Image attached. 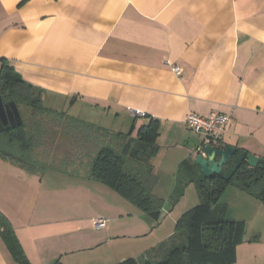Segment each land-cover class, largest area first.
Instances as JSON below:
<instances>
[{"label":"crops","instance_id":"obj_1","mask_svg":"<svg viewBox=\"0 0 264 264\" xmlns=\"http://www.w3.org/2000/svg\"><path fill=\"white\" fill-rule=\"evenodd\" d=\"M1 58L47 106L105 116L108 134L135 137L157 120L149 191L162 204L176 199L168 213L149 214L76 172L77 158L73 173L41 174L0 158V211L29 264L160 259L180 215L173 207L193 184L178 171L202 141L185 125L188 112L228 113L214 143L264 159V0H0ZM211 211L244 224L234 264H264V202L228 185ZM99 217L106 225L95 229ZM0 264H18L1 236Z\"/></svg>","mask_w":264,"mask_h":264},{"label":"trees","instance_id":"obj_2","mask_svg":"<svg viewBox=\"0 0 264 264\" xmlns=\"http://www.w3.org/2000/svg\"><path fill=\"white\" fill-rule=\"evenodd\" d=\"M0 94L6 101L13 100L17 106L22 104L29 108L33 118L55 112L42 105V91L24 81L12 64L3 58L0 59ZM19 112L22 123L0 132V158L15 160L29 169L39 160L52 161L46 152H39L42 148L38 147L40 143L42 146V135L35 129V122L28 126L21 111ZM109 135L113 137V141L108 143L94 145L92 140L93 151H90L88 144L91 137L84 138L83 148L78 147L82 150V157L87 153V158H90L86 176L115 190L140 210L155 214L162 206V201L149 191L152 168L148 159L155 154L157 148V120L150 118L142 124L135 137L121 133ZM73 140L78 142V139ZM238 153H241L240 150L236 151ZM74 158H77L75 154ZM186 165L179 169L178 177L194 184L200 201L177 217L174 235L169 239L170 244L165 254L156 260L147 255L148 259L144 264H234L236 246L243 241L244 224L219 217L211 208L219 204L228 185H235L264 202V159L253 167L242 163L229 180L223 179L221 174L204 177L194 161ZM180 190L181 194L183 187ZM174 203L176 199L173 198L171 204ZM0 236L14 261L29 264L8 218L1 211ZM52 264L62 263L56 261ZM118 264L138 263L129 258Z\"/></svg>","mask_w":264,"mask_h":264},{"label":"rangeland","instance_id":"obj_3","mask_svg":"<svg viewBox=\"0 0 264 264\" xmlns=\"http://www.w3.org/2000/svg\"><path fill=\"white\" fill-rule=\"evenodd\" d=\"M42 105L48 108L53 109L55 112H49L48 115H36V117L30 116V109L25 107L22 104L18 105L19 111H21L24 119L27 121L28 126L32 122H35V129L41 132V143L38 147H42L39 152H46L48 157L52 161L44 162L39 160L32 167V170H35L39 174L47 172V170H51L54 172H68L73 173L74 170L70 169V159H74V154L77 158L82 159L81 167L76 168V172L85 174L87 172V165L90 161V158H87V153L81 156L82 150L78 147H84V138H89L88 144L90 145V151H93L91 146V141L93 140V144L99 143H108L109 141H113V137H111L107 132L105 127L111 126L109 122H107V118L102 115H87L86 111L78 104H71L61 107V108H53L51 106H47L42 102ZM86 131L88 136H86ZM71 133H75L74 135H68ZM73 139H78V142ZM74 147H77L76 151L73 150ZM92 153V152H90ZM81 156V157H80ZM70 161V162H69ZM1 164V162H0ZM80 171V172H79ZM13 185V184H11ZM22 185V196L27 198L25 205H31V194L29 197H26V194H23V184ZM19 188V185H18ZM13 188H10V190ZM199 198L196 192V189L193 184L187 188V192L182 200L177 203L173 208V215H179L185 210L189 209L193 205L199 203ZM172 207L170 201L164 202L162 204L163 210L168 213V210ZM167 221V220H165ZM169 221L166 222V225ZM171 224V223H170ZM175 224V221H174ZM154 239L155 236L151 235ZM167 244H170V240H168ZM242 258V256H241ZM241 258L239 259V263L241 262Z\"/></svg>","mask_w":264,"mask_h":264},{"label":"water","instance_id":"obj_4","mask_svg":"<svg viewBox=\"0 0 264 264\" xmlns=\"http://www.w3.org/2000/svg\"><path fill=\"white\" fill-rule=\"evenodd\" d=\"M22 123V118L15 101L6 103L0 94V132ZM195 149L194 163L199 167L204 177L221 174L222 178L229 180L242 163L255 166L259 159L252 154L241 152L236 154V148L232 146H219L213 142ZM230 166L226 167V165Z\"/></svg>","mask_w":264,"mask_h":264},{"label":"built area","instance_id":"obj_5","mask_svg":"<svg viewBox=\"0 0 264 264\" xmlns=\"http://www.w3.org/2000/svg\"><path fill=\"white\" fill-rule=\"evenodd\" d=\"M165 62L170 66L171 70L176 74H180V68L171 64L168 60ZM133 115L143 116V112L131 110ZM230 115L228 113L212 111L207 115H199L194 112H188L185 115L184 122L188 129L201 137V144L197 146V151L200 150V146L206 143H211L219 140L223 132L226 130L229 122ZM106 219L96 218L93 221V227L95 229H101L105 227Z\"/></svg>","mask_w":264,"mask_h":264},{"label":"flooded vegetation","instance_id":"obj_6","mask_svg":"<svg viewBox=\"0 0 264 264\" xmlns=\"http://www.w3.org/2000/svg\"><path fill=\"white\" fill-rule=\"evenodd\" d=\"M1 97H2V99H3V102H4V103L8 102V101H6V100L3 98V96H2V95H1Z\"/></svg>","mask_w":264,"mask_h":264}]
</instances>
